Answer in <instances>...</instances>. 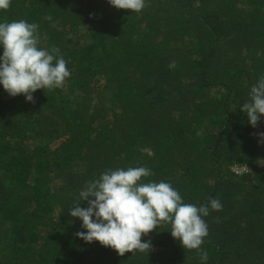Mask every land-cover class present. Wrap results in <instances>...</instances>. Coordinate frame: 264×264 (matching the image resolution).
I'll return each instance as SVG.
<instances>
[{"label": "trees", "instance_id": "1", "mask_svg": "<svg viewBox=\"0 0 264 264\" xmlns=\"http://www.w3.org/2000/svg\"><path fill=\"white\" fill-rule=\"evenodd\" d=\"M145 2L140 13L108 0L0 11V22L38 24L40 46L58 47L71 72L34 102L0 85V264H201L200 251L206 264H264V116L253 128L241 111L264 76V0ZM138 166L185 203L221 202L200 250L167 224L142 236L148 254L75 235L86 229L69 208L86 183Z\"/></svg>", "mask_w": 264, "mask_h": 264}, {"label": "clouds", "instance_id": "2", "mask_svg": "<svg viewBox=\"0 0 264 264\" xmlns=\"http://www.w3.org/2000/svg\"><path fill=\"white\" fill-rule=\"evenodd\" d=\"M118 10L140 13L146 7L145 0H108ZM11 0H0V11L7 10ZM52 21V16H46ZM52 27H56L53 23ZM39 25L24 19L0 22V85L11 97L24 95L27 102H34L33 93L40 89L49 91L62 88L71 72L67 61L56 46L41 47ZM175 62L169 64L174 68ZM241 111L255 128L264 116V76L250 89V99L243 103ZM264 143V132L255 133ZM152 153L149 152V155ZM237 167H247L237 163ZM154 173L146 166L108 169L98 179L86 183L79 192L78 203L69 208V214L82 221L85 231L75 235L85 243L99 242L115 250L119 256L125 253L152 250L151 241H142L162 225L171 226V236L187 250H200L208 236L204 217L210 210L221 211L218 199L197 206L185 203L180 193L165 181L144 182ZM86 201L87 207L79 206ZM95 217V219H93ZM201 264H206L208 253L199 252Z\"/></svg>", "mask_w": 264, "mask_h": 264}, {"label": "rangeland", "instance_id": "3", "mask_svg": "<svg viewBox=\"0 0 264 264\" xmlns=\"http://www.w3.org/2000/svg\"><path fill=\"white\" fill-rule=\"evenodd\" d=\"M234 171H235L236 173L242 174V173L246 172V169H245V167H236V168L234 169Z\"/></svg>", "mask_w": 264, "mask_h": 264}]
</instances>
